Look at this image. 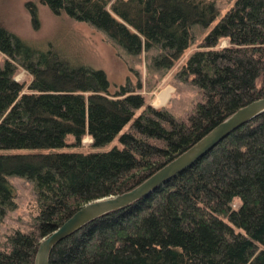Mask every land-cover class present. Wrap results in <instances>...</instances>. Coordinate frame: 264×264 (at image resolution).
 Listing matches in <instances>:
<instances>
[{"label": "trees", "instance_id": "obj_1", "mask_svg": "<svg viewBox=\"0 0 264 264\" xmlns=\"http://www.w3.org/2000/svg\"><path fill=\"white\" fill-rule=\"evenodd\" d=\"M226 1L176 73L198 94L184 118L0 22V150H24L0 153V221L15 207L9 175L29 181L37 203L28 230L5 236L0 264H34L40 238L83 204L133 188L264 97V0ZM36 4L100 31L130 56L156 50L147 65L163 72L189 47L191 26L218 14L215 0H26L33 25ZM18 70L30 77L25 85L14 80ZM116 136L119 147L106 151H53ZM48 264H264V112L147 195L59 240Z\"/></svg>", "mask_w": 264, "mask_h": 264}, {"label": "rangeland", "instance_id": "obj_2", "mask_svg": "<svg viewBox=\"0 0 264 264\" xmlns=\"http://www.w3.org/2000/svg\"><path fill=\"white\" fill-rule=\"evenodd\" d=\"M25 1L0 0V22L9 32L36 49L53 48L59 54V58L64 59L70 65L79 64L91 69L103 70L115 88L120 84L127 85L132 89L138 86L135 91L142 94L144 101L149 104L161 85L169 83L174 88V95L165 107L154 108L164 109L172 116L182 118L192 109L198 100V94L194 86L176 76L178 68L197 48L201 39L232 3L226 0H215L218 8L216 18L206 27L191 26L192 40L189 47L170 69L163 72L147 65L149 58L156 54V50H142L139 54L130 56L100 31L87 24L71 20L63 14L54 15L45 6L36 4L37 22L36 25H33L24 7ZM225 44L226 41L221 40L218 46ZM14 80L24 82L25 85L29 82L30 77L23 70H18L14 75ZM164 92L165 90H161L158 93V100L164 95ZM87 142L88 138L84 137L81 140V145L77 148L63 147L53 151L77 149L83 152H100L113 146L119 147L117 136L99 147H89ZM17 151L24 150H0V153H15ZM7 180L13 188L12 198L15 207L7 211L0 221V249L3 248V241L7 234L14 230H28L37 209L35 194L29 181L15 175L7 176Z\"/></svg>", "mask_w": 264, "mask_h": 264}, {"label": "water", "instance_id": "obj_3", "mask_svg": "<svg viewBox=\"0 0 264 264\" xmlns=\"http://www.w3.org/2000/svg\"><path fill=\"white\" fill-rule=\"evenodd\" d=\"M262 112H264V97L250 101L232 112L189 148L163 165L138 185L127 191L101 197L83 204L57 228L41 238L34 256V264H48L49 253L59 240L94 218L126 206L147 195L157 185L189 166L229 132Z\"/></svg>", "mask_w": 264, "mask_h": 264}, {"label": "crops", "instance_id": "obj_4", "mask_svg": "<svg viewBox=\"0 0 264 264\" xmlns=\"http://www.w3.org/2000/svg\"><path fill=\"white\" fill-rule=\"evenodd\" d=\"M158 90H159L158 93L161 90H165L164 95L161 96V98H159V100H158L157 99L158 93H156L154 99L150 102V104L153 107L162 108V107H165L169 103V101L171 100L172 96L174 95V88L169 83H163Z\"/></svg>", "mask_w": 264, "mask_h": 264}]
</instances>
